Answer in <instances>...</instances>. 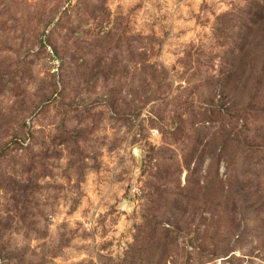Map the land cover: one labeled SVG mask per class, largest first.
<instances>
[{
	"label": "rangeland",
	"instance_id": "rangeland-1",
	"mask_svg": "<svg viewBox=\"0 0 264 264\" xmlns=\"http://www.w3.org/2000/svg\"><path fill=\"white\" fill-rule=\"evenodd\" d=\"M0 264H264V0H0Z\"/></svg>",
	"mask_w": 264,
	"mask_h": 264
}]
</instances>
